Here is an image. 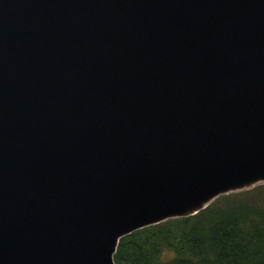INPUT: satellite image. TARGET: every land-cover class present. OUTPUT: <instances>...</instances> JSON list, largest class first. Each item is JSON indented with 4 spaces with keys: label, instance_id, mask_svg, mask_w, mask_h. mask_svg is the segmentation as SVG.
Masks as SVG:
<instances>
[{
    "label": "water",
    "instance_id": "1",
    "mask_svg": "<svg viewBox=\"0 0 264 264\" xmlns=\"http://www.w3.org/2000/svg\"><path fill=\"white\" fill-rule=\"evenodd\" d=\"M261 181L264 0H0V264H115Z\"/></svg>",
    "mask_w": 264,
    "mask_h": 264
},
{
    "label": "trees",
    "instance_id": "2",
    "mask_svg": "<svg viewBox=\"0 0 264 264\" xmlns=\"http://www.w3.org/2000/svg\"><path fill=\"white\" fill-rule=\"evenodd\" d=\"M115 264H264V182L123 235Z\"/></svg>",
    "mask_w": 264,
    "mask_h": 264
},
{
    "label": "rangeland",
    "instance_id": "3",
    "mask_svg": "<svg viewBox=\"0 0 264 264\" xmlns=\"http://www.w3.org/2000/svg\"><path fill=\"white\" fill-rule=\"evenodd\" d=\"M261 182H263V181H261ZM261 182H259V183H261ZM253 185H254V184H253ZM253 185H252V186H253ZM250 188H251V187H250Z\"/></svg>",
    "mask_w": 264,
    "mask_h": 264
}]
</instances>
